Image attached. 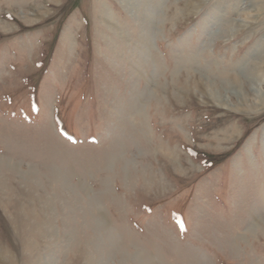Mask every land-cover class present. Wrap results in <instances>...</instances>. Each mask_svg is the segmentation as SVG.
Returning <instances> with one entry per match:
<instances>
[{"label":"rangeland","instance_id":"obj_1","mask_svg":"<svg viewBox=\"0 0 264 264\" xmlns=\"http://www.w3.org/2000/svg\"><path fill=\"white\" fill-rule=\"evenodd\" d=\"M258 79L264 0H0V264H264Z\"/></svg>","mask_w":264,"mask_h":264},{"label":"bare ground","instance_id":"obj_2","mask_svg":"<svg viewBox=\"0 0 264 264\" xmlns=\"http://www.w3.org/2000/svg\"><path fill=\"white\" fill-rule=\"evenodd\" d=\"M248 75V74H247ZM251 75V74H250ZM257 76V75H256ZM256 76H252V77H249V75H248V77L249 78H247L246 80H254L255 78H256ZM261 77V76H260ZM258 78V77H257ZM256 82L255 83H258V84H254V85H252L251 87H250V91L251 90H256V92H260V90L262 89L261 87H262V85H264L263 84V82H264V80H262V79H258V80H255ZM258 81H261L260 83L258 82ZM211 91H212V89H211ZM247 91H249V89L247 90ZM212 95L217 99V100H221L222 99V97L224 96V94H222L221 92H217V91H215L214 93H212ZM135 100V99H134ZM138 101V103H137V105H139V106H142L144 103L140 100V99H136V102ZM140 101V102H139ZM138 109H139V107H138Z\"/></svg>","mask_w":264,"mask_h":264}]
</instances>
